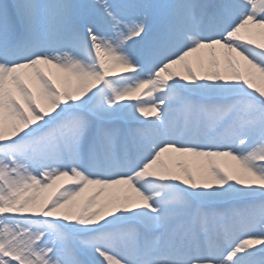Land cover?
Segmentation results:
<instances>
[{"label":"snow or ice","instance_id":"snow-or-ice-1","mask_svg":"<svg viewBox=\"0 0 264 264\" xmlns=\"http://www.w3.org/2000/svg\"><path fill=\"white\" fill-rule=\"evenodd\" d=\"M0 264H264V0H0Z\"/></svg>","mask_w":264,"mask_h":264}]
</instances>
